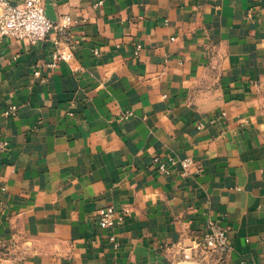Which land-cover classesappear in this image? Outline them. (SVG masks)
<instances>
[{"label": "crops", "instance_id": "crops-1", "mask_svg": "<svg viewBox=\"0 0 264 264\" xmlns=\"http://www.w3.org/2000/svg\"><path fill=\"white\" fill-rule=\"evenodd\" d=\"M48 1L86 22L0 43V264H264V0Z\"/></svg>", "mask_w": 264, "mask_h": 264}, {"label": "built area", "instance_id": "built-area-1", "mask_svg": "<svg viewBox=\"0 0 264 264\" xmlns=\"http://www.w3.org/2000/svg\"><path fill=\"white\" fill-rule=\"evenodd\" d=\"M86 22L85 18H72L71 16H64L60 21H53L46 15L45 0H23L15 4L10 0H0V43L5 38H14L18 41H27L30 44H36L47 39L51 32L58 35L55 42L57 49L54 53L56 62H70L74 58V49L76 43L69 41L70 30L73 26L83 24ZM62 44H67L68 47L63 49ZM141 46L136 47L135 54L140 53ZM98 54V50L94 51ZM52 64V66H54ZM39 75V72H35ZM16 106L10 107L7 113H13ZM130 114H125L128 118ZM153 163L161 172H168L169 165L180 164L185 172H188L193 166L194 162L191 158L177 159L170 157L168 161H164L160 156L153 158ZM95 216L99 225L102 228L110 229L124 220L118 215L114 206L100 208L95 212ZM111 242L118 246L115 236H110ZM195 244L190 250L194 252H184V260H193L194 255L198 252L196 249H203L218 256H225L229 250V242L227 229L219 224L217 221L208 219L201 231L196 235ZM8 247V243L0 239V251Z\"/></svg>", "mask_w": 264, "mask_h": 264}, {"label": "water", "instance_id": "water-1", "mask_svg": "<svg viewBox=\"0 0 264 264\" xmlns=\"http://www.w3.org/2000/svg\"><path fill=\"white\" fill-rule=\"evenodd\" d=\"M46 15L52 19L53 21H56V17H55V14L53 12V8L50 6V3L49 1L47 2L46 4Z\"/></svg>", "mask_w": 264, "mask_h": 264}, {"label": "rangeland", "instance_id": "rangeland-1", "mask_svg": "<svg viewBox=\"0 0 264 264\" xmlns=\"http://www.w3.org/2000/svg\"><path fill=\"white\" fill-rule=\"evenodd\" d=\"M181 264H194V263H191V262H183Z\"/></svg>", "mask_w": 264, "mask_h": 264}]
</instances>
